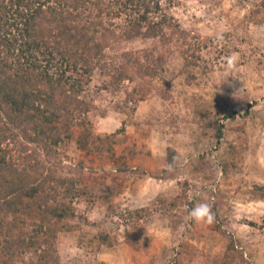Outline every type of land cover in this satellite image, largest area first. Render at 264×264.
<instances>
[{
    "label": "rangeland",
    "instance_id": "obj_1",
    "mask_svg": "<svg viewBox=\"0 0 264 264\" xmlns=\"http://www.w3.org/2000/svg\"><path fill=\"white\" fill-rule=\"evenodd\" d=\"M160 6L161 34L103 51L53 154L29 145L60 196L72 181L66 216H21L60 264H264V0ZM203 202L211 224L188 218Z\"/></svg>",
    "mask_w": 264,
    "mask_h": 264
},
{
    "label": "trees",
    "instance_id": "obj_2",
    "mask_svg": "<svg viewBox=\"0 0 264 264\" xmlns=\"http://www.w3.org/2000/svg\"><path fill=\"white\" fill-rule=\"evenodd\" d=\"M166 19L160 0H0V264H60L54 229L21 215L65 217L73 183L60 196L29 145L51 156L88 111L80 94L103 51L161 34ZM24 251L36 258L24 262Z\"/></svg>",
    "mask_w": 264,
    "mask_h": 264
},
{
    "label": "clouds",
    "instance_id": "obj_3",
    "mask_svg": "<svg viewBox=\"0 0 264 264\" xmlns=\"http://www.w3.org/2000/svg\"><path fill=\"white\" fill-rule=\"evenodd\" d=\"M235 57L228 58L229 66L233 65ZM171 168V165H169ZM188 218L196 223H208L211 224L215 217L212 212L211 205L207 202L199 203L195 207L191 208L188 212Z\"/></svg>",
    "mask_w": 264,
    "mask_h": 264
}]
</instances>
